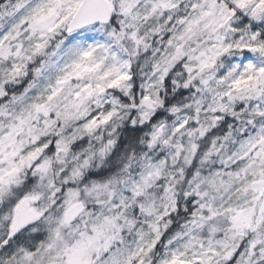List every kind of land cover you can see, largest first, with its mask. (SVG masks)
Wrapping results in <instances>:
<instances>
[{
  "label": "clouds",
  "instance_id": "clouds-1",
  "mask_svg": "<svg viewBox=\"0 0 264 264\" xmlns=\"http://www.w3.org/2000/svg\"><path fill=\"white\" fill-rule=\"evenodd\" d=\"M0 264H264V0H0Z\"/></svg>",
  "mask_w": 264,
  "mask_h": 264
}]
</instances>
